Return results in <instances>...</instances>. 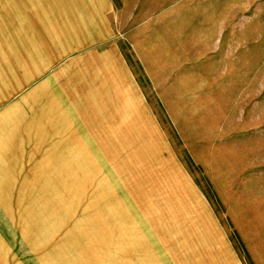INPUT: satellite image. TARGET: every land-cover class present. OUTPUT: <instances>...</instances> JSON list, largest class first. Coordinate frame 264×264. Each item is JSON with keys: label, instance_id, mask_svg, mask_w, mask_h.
<instances>
[{"label": "rangeland", "instance_id": "rangeland-1", "mask_svg": "<svg viewBox=\"0 0 264 264\" xmlns=\"http://www.w3.org/2000/svg\"><path fill=\"white\" fill-rule=\"evenodd\" d=\"M70 1L0 0V79H20L0 89L78 119L67 84L108 57L162 146H107L136 123L105 110L81 120L91 146H45L0 264H264V0H109L100 39Z\"/></svg>", "mask_w": 264, "mask_h": 264}, {"label": "crops", "instance_id": "crops-1", "mask_svg": "<svg viewBox=\"0 0 264 264\" xmlns=\"http://www.w3.org/2000/svg\"><path fill=\"white\" fill-rule=\"evenodd\" d=\"M76 13L85 22L78 23L75 28L79 33L92 35L94 39L104 38L111 29L106 20L107 14L113 10L109 0H71ZM72 6V5H71ZM70 6V7H71ZM89 20V21H88ZM83 41L77 46H67L59 54L72 56L81 52ZM86 45V44H85ZM50 50H52L50 52ZM46 55L54 54L56 48L50 49ZM93 64L97 59L96 70L105 68V74H88L75 76L72 80L79 84H67L69 97L72 99L70 111L78 119L64 115L45 118L44 112L37 110L38 96L31 97V109L25 111L18 105L14 95L0 89V245L2 232L17 228V216L22 200L34 198L35 181L43 183L45 174V146H91L81 129V120L90 117L99 118L103 111H108L112 117H135L136 124L111 125V139L107 146H162L159 137L147 123L140 110L139 103L132 93L123 73L108 57H90ZM35 66V65H34ZM32 66L33 70H44ZM55 62L45 56V71L52 70ZM30 65L22 64L19 71L29 70ZM77 71H82L78 69ZM98 72V71H97ZM118 77L115 79V77ZM115 79V82L110 80ZM20 79H0V87L13 86ZM106 99L113 102L105 104ZM7 104V105H6ZM53 110L57 108L53 104ZM123 118V119H124ZM127 123V122H126ZM137 124L140 129L135 128ZM100 134L97 126L92 134ZM35 175L41 178L35 179ZM221 257V256H220ZM219 258V257H218ZM205 263V261H203ZM207 264L212 263L206 260Z\"/></svg>", "mask_w": 264, "mask_h": 264}]
</instances>
